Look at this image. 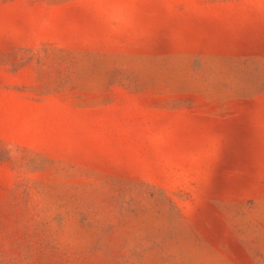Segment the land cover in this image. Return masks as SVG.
Here are the masks:
<instances>
[{"label":"rangeland","instance_id":"374dc122","mask_svg":"<svg viewBox=\"0 0 264 264\" xmlns=\"http://www.w3.org/2000/svg\"><path fill=\"white\" fill-rule=\"evenodd\" d=\"M0 264H264V0H0Z\"/></svg>","mask_w":264,"mask_h":264}]
</instances>
